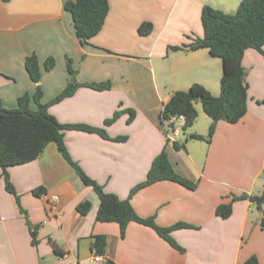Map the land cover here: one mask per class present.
<instances>
[{"label":"crops","instance_id":"crops-1","mask_svg":"<svg viewBox=\"0 0 264 264\" xmlns=\"http://www.w3.org/2000/svg\"><path fill=\"white\" fill-rule=\"evenodd\" d=\"M66 1L0 0V103L12 109L20 95L34 92L24 67L31 53L39 60L42 102L69 82L67 59L76 70L75 82L109 81L111 87L104 90L80 85L48 110L63 124L105 130L108 138L67 129L64 143L71 159L106 192L127 198L163 149L175 172L196 182L190 189L159 180L129 199L139 216H153L160 226L189 224L171 232L184 251L149 226L131 221L121 236L118 223L96 220L97 193L50 142L37 158L6 168L18 202L5 189L0 168V264H102L105 259L117 264H242L251 255L264 264V203L260 210L253 203L252 211L249 199H236L228 217L215 213L234 195L264 190L263 56L252 48L244 51L247 111L235 123L218 120L209 140H185L191 133L207 134L211 119L202 107H196L201 122L184 131V143L178 136L179 149L167 141L159 116L173 91L193 83L220 94L219 57L207 48L169 46L203 36V5L233 13L240 0H107L101 30L85 42L75 36ZM146 21L152 29L142 35L138 26ZM47 57L55 60L50 70L43 66ZM39 187L44 191L35 195ZM85 200L91 207L81 214L76 205ZM100 234L106 236L105 252L95 260L90 245Z\"/></svg>","mask_w":264,"mask_h":264},{"label":"trees","instance_id":"trees-1","mask_svg":"<svg viewBox=\"0 0 264 264\" xmlns=\"http://www.w3.org/2000/svg\"><path fill=\"white\" fill-rule=\"evenodd\" d=\"M64 8L71 13L75 36L80 42H85L101 30L109 10V4L107 0H68L64 3ZM200 20L203 36L192 38L188 44L170 45L169 49L207 48L212 55L219 57L222 63L220 94L214 96L198 83L191 84L186 90H175L171 93L169 99L163 104L160 118L167 119L172 115H183L185 117L183 130H186L193 125L198 116L195 104L199 102L203 112L211 119L205 136L191 133L185 140H209L218 120L235 123L246 113L247 83L241 63L242 56L246 49L252 48L264 58V0H240L233 13H226L205 4L201 8ZM151 29L152 24L148 21L142 22L138 26V32L142 35L148 34ZM54 65L53 57H47L44 60L45 70H50ZM24 67L29 78L35 83L34 92L20 95L17 98V106L12 109L5 108L0 103V168L5 181V189L12 193L18 202V196L8 179L6 168L37 158L48 143L54 142L58 151L74 168L82 182L92 187L97 193L99 205L96 220L118 223L121 236L124 235L127 224L131 221L149 226L173 248L183 252L184 248L175 241L171 232L175 229L189 227V224L177 222L170 226H160L156 224L153 216H139L129 199L138 189L159 180H172L190 189L195 188L196 182L175 172L163 149L152 160L145 179L130 190L127 198L121 199L113 193L106 192L71 159L64 143V133L67 129L95 132L103 138H108L105 130L86 124H63L48 110L51 104L72 95L80 85L104 90L109 89L111 83L109 81L91 84L75 82L76 70L72 67L70 59H67L66 69L70 76L69 82L49 102H42L43 92L39 84L41 69L35 53L25 57ZM117 115L116 112L105 123H111ZM133 115V111L130 110V119ZM125 138L117 137L115 140H124ZM172 145L175 149L181 147L177 142ZM43 191L44 189L39 187L34 189L33 193L40 195ZM236 199H249L260 210L264 203V190L259 195L246 193L234 195L229 202L220 203L216 207L215 213L223 218L228 217L232 211L231 203ZM90 207V202L85 200L76 205V210L81 214H86ZM260 223L264 226V215L261 217ZM105 245V235H93L90 247L96 254H103ZM102 264L117 263L111 259H105ZM242 264H258L257 258L251 255Z\"/></svg>","mask_w":264,"mask_h":264},{"label":"built area","instance_id":"built-area-1","mask_svg":"<svg viewBox=\"0 0 264 264\" xmlns=\"http://www.w3.org/2000/svg\"><path fill=\"white\" fill-rule=\"evenodd\" d=\"M163 105L161 107V110ZM161 125L163 126V133L167 139V141L174 143L178 141V136L185 125V117L183 115L178 116H170L167 119L160 118ZM56 196H52L51 199H56ZM93 258L95 260H99L98 254L93 251Z\"/></svg>","mask_w":264,"mask_h":264},{"label":"rangeland","instance_id":"rangeland-1","mask_svg":"<svg viewBox=\"0 0 264 264\" xmlns=\"http://www.w3.org/2000/svg\"><path fill=\"white\" fill-rule=\"evenodd\" d=\"M195 105H196L197 108H201V104H200L199 102H197ZM200 120H201V119H196V121L194 122V124H199V123L201 122ZM189 128H190V127H189ZM189 128L186 129L187 132L189 131ZM184 131H185V130L182 129V130H181V133H180V137L182 138V140H183L182 142H183V143H184ZM185 133H186V132H185ZM169 146L172 148L171 145H169ZM251 208H252V211H253V203H252Z\"/></svg>","mask_w":264,"mask_h":264}]
</instances>
